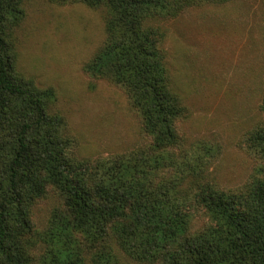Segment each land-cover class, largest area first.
Here are the masks:
<instances>
[{"label":"trees","instance_id":"1","mask_svg":"<svg viewBox=\"0 0 264 264\" xmlns=\"http://www.w3.org/2000/svg\"><path fill=\"white\" fill-rule=\"evenodd\" d=\"M25 1L0 0V264H264V117L245 138L251 180L216 187L215 149L186 145L189 112L163 48V23L234 0H48L101 12L104 38L82 70L123 89L148 139L93 160L76 155L55 90L18 68ZM50 194L56 203L38 228L34 207ZM196 213L206 222L193 229Z\"/></svg>","mask_w":264,"mask_h":264},{"label":"rangeland","instance_id":"2","mask_svg":"<svg viewBox=\"0 0 264 264\" xmlns=\"http://www.w3.org/2000/svg\"><path fill=\"white\" fill-rule=\"evenodd\" d=\"M24 11L16 31L18 68L39 87L55 90V109L66 120L76 155L93 160L146 145L123 89L82 70L104 38L101 12L48 0H26ZM163 27L171 81L189 112L180 125L186 145H211L216 153L209 179L220 189L240 190L256 168L245 138L264 117L262 1L191 7ZM55 198L50 194L34 207L38 228L46 225ZM205 222L196 213L193 229Z\"/></svg>","mask_w":264,"mask_h":264}]
</instances>
